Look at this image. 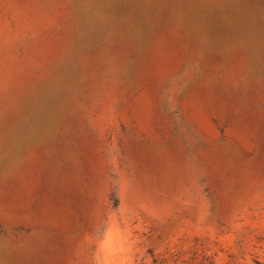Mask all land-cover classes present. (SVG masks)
<instances>
[{
  "label": "rangeland",
  "instance_id": "rangeland-1",
  "mask_svg": "<svg viewBox=\"0 0 264 264\" xmlns=\"http://www.w3.org/2000/svg\"><path fill=\"white\" fill-rule=\"evenodd\" d=\"M0 264H264V0H0Z\"/></svg>",
  "mask_w": 264,
  "mask_h": 264
}]
</instances>
